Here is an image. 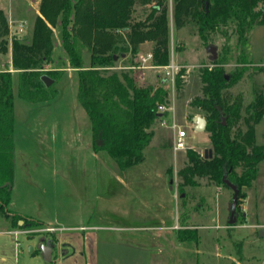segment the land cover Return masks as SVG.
<instances>
[{
    "label": "rangeland",
    "instance_id": "1",
    "mask_svg": "<svg viewBox=\"0 0 264 264\" xmlns=\"http://www.w3.org/2000/svg\"><path fill=\"white\" fill-rule=\"evenodd\" d=\"M167 2L170 63L174 61L183 71L181 86L167 81L164 69L153 57L139 67L143 65L140 56L154 52L156 42L144 41L133 51L128 32L116 31L119 50L126 53L112 70L127 72L149 84L166 80L171 91L166 107L173 109L155 121L152 142L144 150L145 160L136 166L121 171L116 159L93 149L91 119L79 101L78 71L69 65L60 26L53 28L54 50L44 69L54 73L55 81L49 86L52 97L43 101L21 98L15 73L14 177L8 208L43 224L20 228L1 211L0 264H264V235L260 234L264 230V159L258 164L253 185L243 187L247 196L239 199L234 225L229 222L232 189L207 176L197 177L199 184L183 202L178 174L188 163L189 148L202 156L212 148L210 133L197 131L193 122L194 116L205 115L191 105L194 98L203 96L204 67L221 61L228 79L238 73L226 94L231 101L238 95L243 97V113L247 105L264 95V25L251 30L244 47L236 21L202 37L190 18L178 25L175 0ZM40 3L0 0L8 22L7 29L0 23V70L14 71L13 39L31 40ZM133 9L134 20H144L161 10L157 0H137ZM212 46L217 59L211 57ZM90 53L85 47L88 61ZM173 121L188 131L190 147L186 151L172 148ZM239 123L247 129L244 122ZM255 139L264 147V117L255 126ZM185 190L190 191V186ZM50 226L54 230H48ZM182 227L193 228L196 239L180 240ZM17 229L24 230L17 239L19 246L11 233ZM55 237L72 247L60 251ZM42 243L55 247L51 260L45 258Z\"/></svg>",
    "mask_w": 264,
    "mask_h": 264
},
{
    "label": "trees",
    "instance_id": "2",
    "mask_svg": "<svg viewBox=\"0 0 264 264\" xmlns=\"http://www.w3.org/2000/svg\"><path fill=\"white\" fill-rule=\"evenodd\" d=\"M167 1L157 0L160 12L153 11L144 20H134L137 0H41L31 40L14 37V71L0 70V212H5L13 225L24 228L43 224L8 208L14 177L15 73H18L21 98L43 101L52 97L42 76L48 74L54 78L52 70L44 69L54 50L53 28L60 26L69 65L78 71V98L91 119L93 149L116 159L121 171L136 166L145 160L144 150L152 142L154 123L159 118L158 107L168 103L171 91L166 80L149 84L127 72L120 74L112 70L117 59L126 53L119 50L116 31L128 32L133 51L144 41L153 40L156 42L155 64L169 65ZM174 8L176 23L180 25L185 17L190 18L202 37L220 25L236 21L238 38L244 47L251 30L256 25H264V0H175ZM0 23L7 29L2 9ZM85 47L91 50L89 61L84 54ZM223 64L218 61L215 66L202 69L203 96L191 101L207 120L212 157L202 156L193 148L187 150L188 163L178 171L183 202L199 184L197 177L207 176L216 184H225L223 177L227 176L241 189L240 205L239 199L247 196L243 187L253 185L258 176V164L264 159V147L255 139V126L264 117V95L247 105L243 113V97L238 95L231 101L226 94L238 73L228 79ZM177 74L179 87L183 71ZM240 121L247 126L246 130L240 127ZM188 186L190 191L185 190ZM20 220H23L21 225ZM178 237L180 240L195 238L196 231L182 227Z\"/></svg>",
    "mask_w": 264,
    "mask_h": 264
},
{
    "label": "built area",
    "instance_id": "3",
    "mask_svg": "<svg viewBox=\"0 0 264 264\" xmlns=\"http://www.w3.org/2000/svg\"><path fill=\"white\" fill-rule=\"evenodd\" d=\"M20 30H23L24 24L20 23L19 24ZM153 57V52L152 53H147L145 55H141L140 59L143 62V65H140L139 67H144L145 63L148 62L149 60H151V58ZM160 66L164 69L166 75H167V81H169V79H171L173 81V83L176 82V77H177V72L179 71V66L176 65L174 63V61L172 63H169V65H157ZM159 110L162 113L165 112H170L171 109H173L172 107H166L165 104H161L159 105ZM166 116H162L159 118H165ZM157 118V119H159ZM161 124L163 125H168L165 121H162ZM171 127L174 129V138H173V145L172 148L175 152L178 151H186L189 147H190V143L187 140L188 137V131L184 128H182L181 125L177 124L176 121H173ZM48 230L52 231L54 230V227H48ZM11 233L13 234V237L16 240V245L19 246V242L17 241V239L19 238V235L24 233V230L22 229H17V230H13L11 231Z\"/></svg>",
    "mask_w": 264,
    "mask_h": 264
},
{
    "label": "water",
    "instance_id": "4",
    "mask_svg": "<svg viewBox=\"0 0 264 264\" xmlns=\"http://www.w3.org/2000/svg\"><path fill=\"white\" fill-rule=\"evenodd\" d=\"M210 51L212 52V59H217V53H216V47L212 46L210 47ZM117 58V57H115ZM228 78V76H227ZM42 80L44 81V83L46 84V86H50L54 81L55 79L52 78L51 76H49L48 74H44L42 76ZM164 116V113L160 112L158 114V117H162ZM193 122L195 124V128L197 131H204V129H206L207 127V120L206 118L203 116H200V115H196L193 117ZM205 156H210L212 157V148H209L205 151L204 153ZM173 182H174V178L171 179V186L170 188L172 189L173 187ZM223 182L230 188L234 191V194H233V197H232V207H231V214H230V218H229V222L231 225H234L236 223V220H237V207H238V198H239V194H240V191L241 189H239V187L233 183L227 176H224L223 177ZM20 225L23 224V220H20ZM260 234L261 235H264V230H260ZM42 248H43V252H44V255H45V258L47 260H51L52 259V255H53V251H54V248L50 245V244H44L42 243ZM30 250H32V246H30Z\"/></svg>",
    "mask_w": 264,
    "mask_h": 264
},
{
    "label": "crops",
    "instance_id": "5",
    "mask_svg": "<svg viewBox=\"0 0 264 264\" xmlns=\"http://www.w3.org/2000/svg\"><path fill=\"white\" fill-rule=\"evenodd\" d=\"M12 63V62H11ZM248 199V198H247ZM246 210H248L247 208L244 210V214L245 215H247V212H246ZM50 227H52V226H50ZM169 226L168 225H165V228H168ZM55 239L57 240V242L60 244V247H61V249L60 250H64L65 248H67V247H72V245H71V243H68V242H62L61 240H60V238H58V237H55ZM17 246V245H16ZM62 250V251H63ZM61 254H63V255H65V253L64 252H62ZM3 260H6V258H3Z\"/></svg>",
    "mask_w": 264,
    "mask_h": 264
},
{
    "label": "flooded vegetation",
    "instance_id": "6",
    "mask_svg": "<svg viewBox=\"0 0 264 264\" xmlns=\"http://www.w3.org/2000/svg\"><path fill=\"white\" fill-rule=\"evenodd\" d=\"M54 249H55V247L54 246H52ZM60 251H62V250H60Z\"/></svg>",
    "mask_w": 264,
    "mask_h": 264
}]
</instances>
